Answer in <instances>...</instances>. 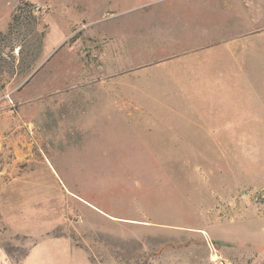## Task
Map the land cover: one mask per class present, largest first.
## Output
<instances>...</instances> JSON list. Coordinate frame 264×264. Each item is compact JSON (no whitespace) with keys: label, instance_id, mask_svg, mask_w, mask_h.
<instances>
[{"label":"rangeland","instance_id":"obj_1","mask_svg":"<svg viewBox=\"0 0 264 264\" xmlns=\"http://www.w3.org/2000/svg\"><path fill=\"white\" fill-rule=\"evenodd\" d=\"M0 201L11 264L41 233L94 264H154L193 236L212 264H251L264 0H0Z\"/></svg>","mask_w":264,"mask_h":264},{"label":"crops","instance_id":"obj_2","mask_svg":"<svg viewBox=\"0 0 264 264\" xmlns=\"http://www.w3.org/2000/svg\"><path fill=\"white\" fill-rule=\"evenodd\" d=\"M23 190L24 186L18 191L21 193ZM6 208L5 202L0 201V215H2L3 220L5 219ZM9 226L15 228L12 224ZM53 230L50 229L48 232L50 233ZM39 235H41V237L30 243L19 264H94L91 259V254L86 248L76 244L71 236H42V233ZM260 238L262 247L259 251H256L252 257L251 264H264V237ZM135 241L138 242L139 240L135 238ZM206 241H208L206 236H193V238H188V241L183 244L171 243L165 245V247H161L163 249L157 256H154L152 253L149 255L150 261L154 264H212V261H214L212 259L213 251L211 250V247L206 244ZM144 246L145 248L143 250L149 249V244L147 242L144 243ZM114 247L119 249L120 252L126 256L129 254L133 255L134 252L135 255H138V251H141L138 246L133 250L132 247L130 248V246L126 244H118V246ZM208 249L212 252V255L210 254V256L208 255ZM223 258L230 260V256L226 254ZM0 264H11V261L7 258L6 254L1 250Z\"/></svg>","mask_w":264,"mask_h":264},{"label":"built area","instance_id":"obj_3","mask_svg":"<svg viewBox=\"0 0 264 264\" xmlns=\"http://www.w3.org/2000/svg\"><path fill=\"white\" fill-rule=\"evenodd\" d=\"M35 11H38V9H36ZM206 244L209 246V247H211V249H212V243L208 240V241H206ZM212 251H213V249H212Z\"/></svg>","mask_w":264,"mask_h":264},{"label":"trees","instance_id":"obj_4","mask_svg":"<svg viewBox=\"0 0 264 264\" xmlns=\"http://www.w3.org/2000/svg\"><path fill=\"white\" fill-rule=\"evenodd\" d=\"M35 11V9H33ZM36 12V11H35Z\"/></svg>","mask_w":264,"mask_h":264}]
</instances>
